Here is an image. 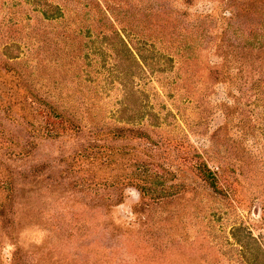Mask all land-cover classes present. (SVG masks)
I'll list each match as a JSON object with an SVG mask.
<instances>
[{"label": "rangeland", "instance_id": "1", "mask_svg": "<svg viewBox=\"0 0 264 264\" xmlns=\"http://www.w3.org/2000/svg\"><path fill=\"white\" fill-rule=\"evenodd\" d=\"M0 264H264V0H0Z\"/></svg>", "mask_w": 264, "mask_h": 264}, {"label": "trees", "instance_id": "2", "mask_svg": "<svg viewBox=\"0 0 264 264\" xmlns=\"http://www.w3.org/2000/svg\"><path fill=\"white\" fill-rule=\"evenodd\" d=\"M200 173L202 174L204 179L207 180V182H209L212 187H214V182H213V179L211 178L212 176H210L209 172H205V170L201 169Z\"/></svg>", "mask_w": 264, "mask_h": 264}]
</instances>
